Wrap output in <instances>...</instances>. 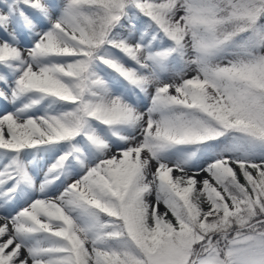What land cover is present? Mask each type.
I'll return each instance as SVG.
<instances>
[{"label": "snow or ice", "instance_id": "6c2138e0", "mask_svg": "<svg viewBox=\"0 0 264 264\" xmlns=\"http://www.w3.org/2000/svg\"><path fill=\"white\" fill-rule=\"evenodd\" d=\"M0 264H264V0H0Z\"/></svg>", "mask_w": 264, "mask_h": 264}, {"label": "rangeland", "instance_id": "374dc122", "mask_svg": "<svg viewBox=\"0 0 264 264\" xmlns=\"http://www.w3.org/2000/svg\"><path fill=\"white\" fill-rule=\"evenodd\" d=\"M194 73L193 72H189L188 75H193ZM206 174L205 173H201V175L199 177H197L198 179H203V177L205 176ZM164 210V206L161 205L160 206V211H163Z\"/></svg>", "mask_w": 264, "mask_h": 264}, {"label": "trees", "instance_id": "16d2710c", "mask_svg": "<svg viewBox=\"0 0 264 264\" xmlns=\"http://www.w3.org/2000/svg\"><path fill=\"white\" fill-rule=\"evenodd\" d=\"M241 182H243L242 178H241Z\"/></svg>", "mask_w": 264, "mask_h": 264}]
</instances>
